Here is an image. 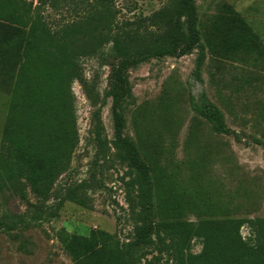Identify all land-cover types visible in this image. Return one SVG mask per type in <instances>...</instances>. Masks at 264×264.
Returning <instances> with one entry per match:
<instances>
[{"label":"rangeland","instance_id":"rangeland-1","mask_svg":"<svg viewBox=\"0 0 264 264\" xmlns=\"http://www.w3.org/2000/svg\"><path fill=\"white\" fill-rule=\"evenodd\" d=\"M177 2L104 3L119 11L120 22L141 25L128 43L145 50L170 34ZM97 4L60 0L57 9L48 8L52 24L77 22L93 34L68 43L79 64L68 83L74 122L51 127L57 133L50 135L43 194L25 177L0 179V219L28 221L0 232V264H103L107 257L128 264L129 244L150 224L141 264H188L203 252L204 239L181 243L166 225L174 221L232 222L244 242L264 239V0H196L203 53L149 56L125 69L133 99L123 134L153 170L161 214L146 209L137 173L116 148L109 91L124 59L109 37L112 15ZM207 103L220 121L201 113ZM7 106L0 97V155Z\"/></svg>","mask_w":264,"mask_h":264},{"label":"trees","instance_id":"trees-1","mask_svg":"<svg viewBox=\"0 0 264 264\" xmlns=\"http://www.w3.org/2000/svg\"><path fill=\"white\" fill-rule=\"evenodd\" d=\"M112 15L109 37L114 49L124 59L114 73L109 96L113 100L115 144L128 166L137 173V184L146 209L164 211L155 205L159 187L154 181L153 170L143 159L133 140L124 137L125 109L133 99L130 81L125 69L131 63L143 61L149 56L185 55L193 49H201L196 0H178L172 29L163 43L154 48L132 50L128 40L138 36L141 25L131 20L119 21V11L112 13L105 5L107 0H96ZM60 0H0V97L8 100L7 119L4 128L6 150L0 155V179L15 180L25 177L31 187L43 194V183L51 161L53 138L51 127L60 120L68 128L74 122V112L68 83L78 73V54L70 50L68 43L81 34H93L80 29L77 22L52 24L48 8L57 9ZM87 28V27H86ZM211 122L222 119L219 110L211 103L201 109ZM100 122V117H97ZM74 141L75 132L68 129ZM161 205V203H160ZM28 221L22 216H4L0 219V232L17 229ZM168 230L185 243L198 236L204 239V250L190 255L188 264H264V239L255 244L246 243L240 235V227L232 222L220 225L202 222H166ZM150 224L139 240L128 246V264H141L139 254L143 246L151 243ZM106 242V241H105ZM107 257L103 264H115Z\"/></svg>","mask_w":264,"mask_h":264}]
</instances>
